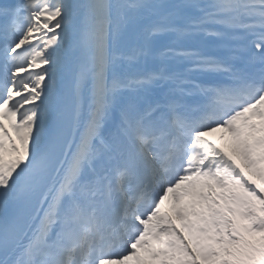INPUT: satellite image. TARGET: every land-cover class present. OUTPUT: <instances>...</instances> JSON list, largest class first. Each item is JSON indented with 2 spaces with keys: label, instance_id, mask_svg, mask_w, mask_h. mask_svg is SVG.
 Instances as JSON below:
<instances>
[{
  "label": "snow or ice",
  "instance_id": "1",
  "mask_svg": "<svg viewBox=\"0 0 264 264\" xmlns=\"http://www.w3.org/2000/svg\"><path fill=\"white\" fill-rule=\"evenodd\" d=\"M262 165L264 0H0V264H264Z\"/></svg>",
  "mask_w": 264,
  "mask_h": 264
},
{
  "label": "bare ground",
  "instance_id": "2",
  "mask_svg": "<svg viewBox=\"0 0 264 264\" xmlns=\"http://www.w3.org/2000/svg\"><path fill=\"white\" fill-rule=\"evenodd\" d=\"M215 134H216V133H215ZM215 134L209 136L208 138H209L210 140H212L214 143H216L218 147H222V148H224L225 151H228V149H230V147L227 146L226 142L223 141V140H221V139H219L218 141H216V140H215ZM219 134H222V133H219ZM222 135H223V134H222ZM228 153H230V152H228ZM230 154H231V153H230ZM241 166H243L242 163H241Z\"/></svg>",
  "mask_w": 264,
  "mask_h": 264
},
{
  "label": "rangeland",
  "instance_id": "3",
  "mask_svg": "<svg viewBox=\"0 0 264 264\" xmlns=\"http://www.w3.org/2000/svg\"><path fill=\"white\" fill-rule=\"evenodd\" d=\"M221 135H222V134H219V133H218V134H215V139H216V141H218V140L220 139ZM227 146H228V145H227ZM230 151H231V153L233 154L231 148H230ZM233 155H235V154H233ZM235 156L238 157V159L241 160V161L243 162V160H242L238 155H235ZM253 170H254V171H253ZM252 171L255 173V172H256L255 168L252 169ZM251 177L253 178V176H251ZM257 182H258V181H257ZM169 204H170V202H166V207H168ZM177 223H178V226H179V222H177Z\"/></svg>",
  "mask_w": 264,
  "mask_h": 264
},
{
  "label": "trees",
  "instance_id": "4",
  "mask_svg": "<svg viewBox=\"0 0 264 264\" xmlns=\"http://www.w3.org/2000/svg\"><path fill=\"white\" fill-rule=\"evenodd\" d=\"M261 167H264V165H262ZM256 170V169H255Z\"/></svg>",
  "mask_w": 264,
  "mask_h": 264
}]
</instances>
